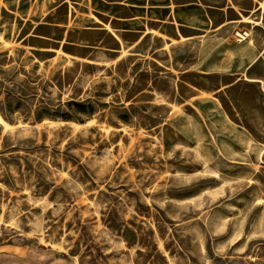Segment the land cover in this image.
<instances>
[{"label":"rangeland","instance_id":"obj_1","mask_svg":"<svg viewBox=\"0 0 264 264\" xmlns=\"http://www.w3.org/2000/svg\"><path fill=\"white\" fill-rule=\"evenodd\" d=\"M235 18L0 0V264H264V51Z\"/></svg>","mask_w":264,"mask_h":264},{"label":"crops","instance_id":"obj_2","mask_svg":"<svg viewBox=\"0 0 264 264\" xmlns=\"http://www.w3.org/2000/svg\"><path fill=\"white\" fill-rule=\"evenodd\" d=\"M223 2L229 9L233 8L234 15L237 17L234 20L235 22H243L247 17L252 20L249 21L253 23L252 27L258 29V33L254 37L255 43L251 48V54L254 58L250 65L253 66L260 60L264 51V0H223ZM236 8H238L237 11L235 10Z\"/></svg>","mask_w":264,"mask_h":264}]
</instances>
